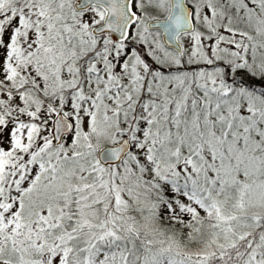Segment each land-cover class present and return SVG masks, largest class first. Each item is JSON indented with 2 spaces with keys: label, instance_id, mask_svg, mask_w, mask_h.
<instances>
[{
  "label": "snow or ice",
  "instance_id": "6c2138e0",
  "mask_svg": "<svg viewBox=\"0 0 264 264\" xmlns=\"http://www.w3.org/2000/svg\"><path fill=\"white\" fill-rule=\"evenodd\" d=\"M0 264H264V0H0Z\"/></svg>",
  "mask_w": 264,
  "mask_h": 264
}]
</instances>
